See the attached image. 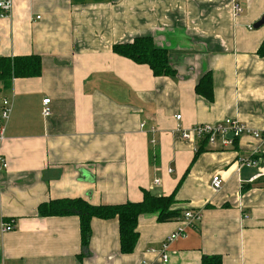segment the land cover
Segmentation results:
<instances>
[{
    "label": "crops",
    "instance_id": "obj_1",
    "mask_svg": "<svg viewBox=\"0 0 264 264\" xmlns=\"http://www.w3.org/2000/svg\"><path fill=\"white\" fill-rule=\"evenodd\" d=\"M13 1L0 18V56L37 54L42 71L0 88V100L13 99L1 144L0 264H202L213 254L223 264H264V175L239 169L264 141L244 134L197 155L202 141L177 131L237 117L264 133V24L255 27L264 0ZM138 36L168 50L174 76L114 51ZM208 74L212 98L197 91ZM47 97L52 113L44 116ZM215 174L224 179L218 190ZM175 189L181 215H141L129 253L117 218L92 219L83 256L79 216L39 215L42 203L60 198L121 204ZM187 210L202 218L190 223ZM180 226L186 233L164 261L162 244Z\"/></svg>",
    "mask_w": 264,
    "mask_h": 264
},
{
    "label": "trees",
    "instance_id": "obj_2",
    "mask_svg": "<svg viewBox=\"0 0 264 264\" xmlns=\"http://www.w3.org/2000/svg\"><path fill=\"white\" fill-rule=\"evenodd\" d=\"M113 49L116 53L138 63L148 64L157 76H174L176 74V70L170 63L168 50L157 46L151 36H138L133 41L117 43ZM259 53L264 55V40L259 48ZM41 71V58L37 54L0 56V81L5 88L10 87L15 78L38 76ZM197 91L208 98L213 97V84L210 74L203 76L197 85ZM236 139L234 138L233 142ZM200 140L202 143L196 153L197 155L208 143L207 138ZM176 189L169 195H155L146 190L143 200L128 201L121 204H93L81 197L60 198L42 203L39 206V215L75 214L79 216L83 247L81 255L83 256L89 253V244L93 234L92 219L94 217L117 218L120 228L121 251L129 253L134 250L139 239L140 234L137 225L141 215L157 213L159 221H169L181 215L180 209L173 208ZM202 264H223V259L221 255L217 254L204 255Z\"/></svg>",
    "mask_w": 264,
    "mask_h": 264
},
{
    "label": "built area",
    "instance_id": "obj_3",
    "mask_svg": "<svg viewBox=\"0 0 264 264\" xmlns=\"http://www.w3.org/2000/svg\"><path fill=\"white\" fill-rule=\"evenodd\" d=\"M14 1L13 0H0V18L9 17L13 11ZM235 12L240 14L243 11V5L241 3H235ZM3 83L0 81V88ZM44 106L42 109L44 116H49L52 113V108L50 106L51 99L49 97L43 100ZM13 111V99L7 96H3L0 100V173L8 167V162L4 157L1 144L5 139V131L9 119ZM181 118V114L177 115V119ZM177 131L180 133L181 137L186 140H200L207 138L208 143L212 145L221 144L222 146H229L233 143L234 138H238L244 134H250L253 137L261 138L264 141V133L262 131L253 129L252 127L246 125L237 117H227L223 121L217 123H198L192 125L188 128L180 129ZM232 133L233 137H229ZM242 166L255 168L257 170L256 175H264V151H259L256 155L249 158L242 159L239 161V169ZM224 179L221 175L215 174L212 178V186L214 189L218 190L223 186ZM184 218L190 223L194 224L202 218V212L198 210H187L184 213ZM4 230H13L14 225L10 222L2 223ZM186 230L183 226H180L176 231L171 233L162 244L161 254L164 261L169 259V247L171 242L176 238L184 236Z\"/></svg>",
    "mask_w": 264,
    "mask_h": 264
},
{
    "label": "water",
    "instance_id": "obj_4",
    "mask_svg": "<svg viewBox=\"0 0 264 264\" xmlns=\"http://www.w3.org/2000/svg\"><path fill=\"white\" fill-rule=\"evenodd\" d=\"M263 24H264V15L262 16V18H261L259 21H257V22L255 23V27H259V26H261V25H263ZM229 137H233V134L230 133V134H229Z\"/></svg>",
    "mask_w": 264,
    "mask_h": 264
}]
</instances>
